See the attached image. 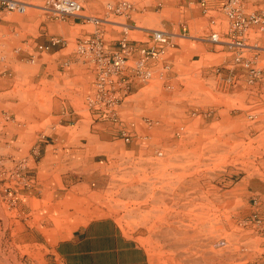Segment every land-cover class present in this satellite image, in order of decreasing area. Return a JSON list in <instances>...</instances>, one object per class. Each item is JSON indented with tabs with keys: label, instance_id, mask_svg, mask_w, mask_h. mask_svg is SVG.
<instances>
[{
	"label": "rangeland",
	"instance_id": "1",
	"mask_svg": "<svg viewBox=\"0 0 264 264\" xmlns=\"http://www.w3.org/2000/svg\"><path fill=\"white\" fill-rule=\"evenodd\" d=\"M19 1L28 7L23 13L11 12L14 15L28 14L73 26L68 35L62 29L54 30L55 36L69 43L66 53L75 52L77 38L92 34L96 28L103 30L109 42L121 37L124 30L131 38L144 36L142 29L179 34L178 22L189 21V10L181 12L178 0H130L133 9L127 15L113 14L106 8L107 3L120 0H79L82 14L99 18V23L71 16L56 18L39 9L46 0ZM122 23L130 27L124 29ZM188 23L187 37H173V41L201 53V60L191 67L198 72H174L176 69L164 63V55L153 76L141 81L143 88L132 91L120 116L131 126L132 139L145 137L138 142L148 152L140 157L125 153L98 195L100 210L114 216L125 234L134 235L146 247L153 264H209V257L211 263L216 261L224 248L216 242L221 238L230 242L239 230V214L245 208V188L239 187V181L264 178V91L254 85V98L248 90L232 95L221 88L217 77L210 76L211 72H200L204 65L218 64L221 55L201 47L211 34L201 27L207 24L206 19ZM210 27L220 32L219 24ZM208 46L222 48L213 43ZM159 72L166 76L160 79ZM174 73L179 77L173 78ZM89 87L90 77L67 81L66 91L57 83L27 87L21 93V103L27 106L32 124L26 127L42 133L50 143L61 133L77 132L76 125H69L76 119H82L88 132L96 125V121L91 123L92 113L85 100ZM61 109L67 113L54 116ZM8 143L12 140L4 141ZM13 144L26 148L33 141ZM0 152L13 162L0 163V264H53L49 235L52 229L60 232L76 224L69 213L79 204H66V197L74 191L56 187L61 186V172L51 165V158H47L37 181L26 170L27 162L34 168L39 161L38 152L31 157L27 152L11 154L10 147L0 148ZM19 164L20 176L12 177ZM93 186L90 180L84 190L90 192ZM82 204L83 208L90 206V199Z\"/></svg>",
	"mask_w": 264,
	"mask_h": 264
},
{
	"label": "crops",
	"instance_id": "2",
	"mask_svg": "<svg viewBox=\"0 0 264 264\" xmlns=\"http://www.w3.org/2000/svg\"><path fill=\"white\" fill-rule=\"evenodd\" d=\"M177 3L181 12L184 9L189 10V21L206 19L207 24H202L201 27L210 32H213L210 25L217 23L221 27L219 32L221 37L228 39L224 34L228 22L220 11L221 0H178ZM244 3L246 11H254L261 6L260 3H254V0H244ZM1 9L0 0V148L10 147L11 154L27 152L30 157L38 152L40 159L36 162V166L34 165L32 168L27 162L28 168L26 170L28 173H32L33 178L35 177L37 181H39V172L44 169L47 158H51V165L61 172V186L56 187L67 188L70 193L74 191L72 196L66 197V204L71 206V201L79 204L78 207L74 206V210L69 213L73 215L71 218L76 224L70 229L60 232L52 229L49 235L53 239L50 247L53 264H153L146 247L139 243L134 235L125 234L116 218L105 214L98 207V195L104 190L112 171L120 165V158L125 157V153H129L133 157L147 154L148 151L141 148V144L138 142L145 137L135 136L131 141L126 142L120 137V130L122 128L130 130L131 126L124 123L122 117H120V122H112L96 119L92 114L91 123L96 121L94 124L103 128L96 129L94 128L96 125H92V127L90 126L91 129L85 132L86 127L81 122L82 119H76L69 125H76L77 132L61 133L56 136L55 141H52L53 143H50V139L42 133L36 134L34 130L26 127L32 124L29 121V115L26 114L25 108L27 106L21 103V93L27 87L57 83L66 91L67 81L80 82L90 77V91L93 87L95 73L93 66L87 61H83L75 52H65L69 43H66L62 48L53 47L48 51H41L37 47L40 44H47L49 38L55 35L54 30L62 29L68 35L72 25L68 23L57 24L28 14L17 16ZM215 12L220 14L215 15ZM72 18L75 19V17ZM189 21L181 19L177 25L180 27L184 23L189 31L191 27ZM160 23L166 24L162 21ZM99 29L105 39V33L101 28ZM134 30L139 29L134 28ZM141 31L146 32V34L139 38L129 37L130 40L137 46L150 47V32L147 29ZM118 38L116 37L115 40L109 42L105 41L111 48H116ZM174 43L173 47L166 50L164 63L171 69H176L174 72H198L196 69L192 70L191 67L195 62L201 60V53L195 52L189 46H182L178 42ZM210 44L212 43L204 41L201 42V47L206 52L219 53L221 55L218 58L219 62L216 65H204L198 70L204 73L211 72L210 76L217 77L213 73L215 66H222L223 74L227 75L233 60L232 47L225 45L220 50H216L208 46ZM137 56L138 54L135 53L132 57L136 58ZM157 66L158 60L151 59L147 64L151 71H154ZM234 72L238 77L237 84L232 87L221 88L232 95H239L242 91L248 90L249 97L254 98V83H246L245 70L237 66L234 68ZM152 73L154 74V72ZM165 76L164 72H159L160 79ZM172 77L178 78L179 74L174 73ZM255 86L258 88L257 90L264 91V83H256ZM259 86H261L260 89ZM142 88V82L136 80L132 91L138 92ZM132 91L121 104V112L128 107L125 103ZM55 112L57 113L54 116L67 113L66 109ZM10 125H12V129H10ZM8 140H12V143L4 144V141ZM23 140L33 141V144L26 148L14 146L15 141ZM0 156H3V159L0 160L1 164L11 162L4 157L3 152H0ZM53 161L54 163H52ZM40 166L41 168H39ZM6 174H9V170ZM90 180H93L94 186L90 192L85 191V185ZM56 187L52 188L56 189ZM239 187L245 188V208L239 214V218L242 219L251 214L253 197L258 194L264 196V178L257 176L240 180ZM89 199L90 206L83 208V201ZM261 212H264V205L261 206ZM238 228L239 230L231 238V241L226 240L228 245L223 248L216 261L211 263L212 259L209 257V264H261L260 255L264 253V237L257 236L255 233L253 235L249 230L242 227L238 226Z\"/></svg>",
	"mask_w": 264,
	"mask_h": 264
},
{
	"label": "built area",
	"instance_id": "3",
	"mask_svg": "<svg viewBox=\"0 0 264 264\" xmlns=\"http://www.w3.org/2000/svg\"><path fill=\"white\" fill-rule=\"evenodd\" d=\"M261 6L254 11H246L244 0H221L220 11L228 22L224 33L228 39L222 38L217 31L211 32L204 40L216 44L232 47V65L229 73L223 74V67L216 66L215 72L221 87H232L237 84L238 77L234 68L240 66L245 70L247 84L264 83V0H254ZM2 9L7 12L23 13L28 4L19 0H1ZM106 8L113 14L127 15L133 9L130 0H120L116 3H107ZM39 9L52 14L56 18L75 17L99 23L100 19L82 14L83 6L79 0H46ZM124 29L129 28L123 24ZM182 33H171L161 29H149L150 47H140L132 43L124 30L117 39V47L111 48L105 41L99 28L92 34L78 37L75 41V53L93 66L95 79L93 87L86 95L88 110L99 120L120 122L121 104L130 95L136 80L146 81L152 77V71L147 67L149 60H162L166 50L175 45L173 37H187L186 24L180 25ZM252 35V36H250ZM66 40L60 36L52 35L47 44L38 45L41 51H48L55 46L63 47ZM137 53L138 56H132ZM252 116V115H251ZM148 123H150L148 121ZM120 134L124 141L132 140L129 129L122 128ZM25 166V160H22ZM20 164L11 173L19 177ZM264 196L255 195L252 199V212L238 222V226L264 237ZM217 247L227 246V241L221 238L216 242ZM261 264H264V253L260 255Z\"/></svg>",
	"mask_w": 264,
	"mask_h": 264
}]
</instances>
